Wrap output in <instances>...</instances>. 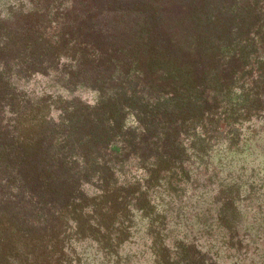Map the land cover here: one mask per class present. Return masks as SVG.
<instances>
[{"label": "trees", "instance_id": "obj_1", "mask_svg": "<svg viewBox=\"0 0 264 264\" xmlns=\"http://www.w3.org/2000/svg\"><path fill=\"white\" fill-rule=\"evenodd\" d=\"M259 125L264 0H0V264H99V252L131 264L136 210L151 228L166 222L170 209L150 217L156 194L177 201L193 157L224 141L232 154ZM253 169L195 177L218 182L209 224L232 237L247 226L246 256L264 241ZM161 222L140 254L189 264Z\"/></svg>", "mask_w": 264, "mask_h": 264}, {"label": "rangeland", "instance_id": "obj_2", "mask_svg": "<svg viewBox=\"0 0 264 264\" xmlns=\"http://www.w3.org/2000/svg\"><path fill=\"white\" fill-rule=\"evenodd\" d=\"M89 97L90 103H93V96ZM67 100L69 99L61 97V99H58L57 104H59V106L63 105L64 107H68L70 109L73 105L68 103L69 101ZM67 110L68 109H66V111ZM58 115V110H51L50 117L57 118ZM260 126L261 125L257 127L258 131L255 134H250L248 131H246V129H244L243 136L244 133H247V136L244 138V140L246 139V142L242 144V141V143L239 145V148L236 149L232 154L226 155V149L229 148H227V144L224 141L220 144L214 145L212 148L210 147L211 152L208 154V156L205 157V159L199 160L193 157L191 161L192 167H190V172L187 177V180L190 183L189 185L186 184L184 186L185 188L183 187L177 201L169 203L166 195L156 194L157 196H161L160 198L162 203L158 199L154 198L153 201L157 204H154L153 206L158 210L155 209V212L152 213L150 217L155 218L161 215L164 209H170V214H164L166 216V222H169L168 224H170V239H174L177 237L175 239L176 244L172 243L170 247L174 251H176L177 249L179 250V246L181 244L186 246L187 249L189 248V251H187L188 258L190 255L189 264H195L196 261H201L203 264H258L261 261L260 258H257V256L261 257L260 250L261 247L264 246V241L261 247L260 243L254 244V242H252L250 245V250L247 252V256L245 255V250H243L242 253H236V251H238L236 248L238 245H240V243H242L245 248L247 247L246 244L250 236L248 234V230H246L247 226L238 228V230L236 231V235L232 237L226 231H220L219 228L209 224L211 222H214L215 218L218 216V214H216V209L219 205L218 198L220 195L218 182L215 181L216 179L211 178L207 180L209 174L205 175L204 173H202V176L200 174V176L195 179V177L199 175L198 173H201L202 171L204 172L205 169L212 170L213 167H216V169L220 171L222 169L226 172L233 171L235 175L240 173L242 170H247L246 173L250 175L252 174V169L254 168L253 170H255L258 175V178L256 179L264 181V128ZM253 135H255V137L252 141L251 139L247 140L248 136L249 138H251V136ZM222 175L225 174L222 173ZM243 177L245 179V175ZM195 181L199 182V188H195ZM204 183H206L207 186H203ZM239 189L243 191L244 185H240ZM262 192L264 195V191ZM244 197L245 196L243 195L242 198ZM260 204L264 207V201L259 203V205ZM261 210L263 211L264 208H262ZM207 211H209L211 215L209 219L207 218L206 220L203 217L207 216ZM199 212L200 215H198ZM135 216L137 226L136 228L135 226L132 228L130 236L126 241H123L122 247L130 249L131 264H153V257L147 255L143 256L142 254H140V249L143 242L151 244L156 243L154 242L155 238H151V235L157 234L159 233V231H161L162 228L158 227L159 225L157 224L161 222V219L158 220L157 223H155L156 227L151 228L147 224L148 218L143 217L140 211L136 210ZM204 220L208 221V224H206V226H202V224L200 223ZM166 222L164 220L161 223L167 226L168 224H166ZM248 226L250 227L249 229H252L250 234L254 241L257 234H260L262 230H257L256 227L258 225L250 224L249 220ZM123 235L124 234L121 233V236ZM139 235H141V240H137L139 239ZM262 240L263 238L260 239L261 243ZM233 245L234 247L233 249H231L230 246ZM246 249H249V247H247ZM178 253V251L175 252V254ZM121 254H123V252ZM97 255L101 260L99 264H106L103 261V253L99 252ZM93 256L94 254L89 258H93ZM197 256L199 257L197 258ZM117 258H119V260L122 259V257H120V253L117 255ZM90 262L91 261H89V263ZM118 263L120 264L119 261Z\"/></svg>", "mask_w": 264, "mask_h": 264}]
</instances>
